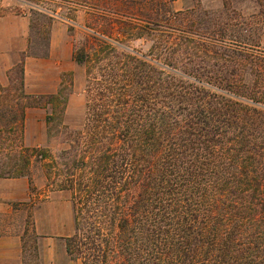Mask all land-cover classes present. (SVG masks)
<instances>
[{
	"label": "trees",
	"instance_id": "16d2710c",
	"mask_svg": "<svg viewBox=\"0 0 264 264\" xmlns=\"http://www.w3.org/2000/svg\"><path fill=\"white\" fill-rule=\"evenodd\" d=\"M175 1L137 9L143 24L92 15L74 48L86 122L65 170L47 164L48 181L71 193L72 261L264 264V52L252 30L176 12ZM145 37L149 55L126 44ZM62 101L60 89L48 103ZM14 131L0 128V140ZM21 149L23 166L13 161L0 178L28 177L33 157H52Z\"/></svg>",
	"mask_w": 264,
	"mask_h": 264
},
{
	"label": "rangeland",
	"instance_id": "374dc122",
	"mask_svg": "<svg viewBox=\"0 0 264 264\" xmlns=\"http://www.w3.org/2000/svg\"><path fill=\"white\" fill-rule=\"evenodd\" d=\"M151 0H0V17L8 12L27 16L29 22L28 41L29 48L27 54L33 52L43 53L51 42L52 27L57 24L61 32L67 30L74 48L81 46L90 36L86 29L87 20L92 15L107 17L110 20L121 19L130 20L134 24H143L146 15L136 10H146V5ZM165 3L169 0H155ZM174 11H185L196 9L201 13L205 20L214 18L217 22L224 24L227 20L232 21L237 30H252V36L258 45V49L264 52V0H176L167 4ZM72 10H75L72 12ZM53 12V13H52ZM207 15L204 16L203 14ZM49 16L52 18L50 19ZM115 29L119 25L115 23ZM164 30L160 28L159 30ZM159 32L156 33L160 36ZM126 44L132 50L143 55H149L153 45L148 38L127 40ZM64 46H60L63 50ZM25 55L14 59V65L7 71L3 83L0 82V128L4 130L14 129L15 131L4 134L0 140V174L4 173L18 162L21 168L23 163L20 160L22 154L21 147H25L26 137V116H22L24 106L32 105L33 108L47 110V117L51 120L40 130L39 126L33 127L31 131L32 140L41 139L44 144L39 147L45 150L52 157L45 162L36 161L32 158V163L28 167V177L31 181V192L34 197L28 209L27 229L24 236V254L28 264H41L42 259L39 250V236L36 233L34 219H32V209L43 206L46 202L62 203L65 212L71 214L72 224L75 234V222L71 193L61 191L51 184L47 179L49 167L47 164L51 160H56L60 168L62 164L70 163L72 158L64 153L70 151L71 142L76 139L75 133L80 131L86 122V102L88 85L86 69L81 67L80 72L76 73L65 67V71L60 75L61 84L57 91L62 90L65 101L60 104L49 105V96L55 94L28 97L25 91ZM46 68V66H40ZM44 80L52 81V74L44 73L38 75ZM27 96V97H26ZM25 97V98H24ZM27 110V109H26ZM26 112V111H25ZM29 135V134H28ZM35 149V148H28ZM28 155H32L31 152ZM3 172V173H2ZM74 236V235H73ZM72 236V237H73ZM68 239V238H67ZM63 264H82L81 261H72L71 257L65 254Z\"/></svg>",
	"mask_w": 264,
	"mask_h": 264
},
{
	"label": "crops",
	"instance_id": "0c3cea01",
	"mask_svg": "<svg viewBox=\"0 0 264 264\" xmlns=\"http://www.w3.org/2000/svg\"><path fill=\"white\" fill-rule=\"evenodd\" d=\"M28 18L22 14L8 12L0 17V82L14 65V59L26 55L29 48ZM60 46H64L60 50ZM74 45L67 32H61L57 24L52 27L49 54L46 58H25V91L29 97L57 93L65 67L79 73L81 66L73 59ZM40 66H46L41 68ZM52 74V81L38 77ZM46 109L28 108L25 112V146L39 148L41 139L32 140L33 127L45 126ZM29 134V135H28ZM34 197L29 177L0 178V264H28L24 254V236L27 229L28 209ZM62 203L46 202L32 209V219L39 236L41 264H63L66 254V239L74 235L72 216L65 212Z\"/></svg>",
	"mask_w": 264,
	"mask_h": 264
}]
</instances>
